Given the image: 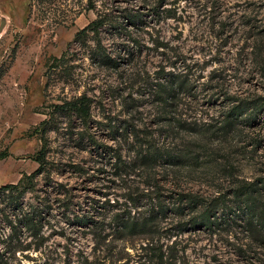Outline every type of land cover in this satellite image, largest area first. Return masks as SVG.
Returning a JSON list of instances; mask_svg holds the SVG:
<instances>
[{
	"label": "rangeland",
	"instance_id": "1",
	"mask_svg": "<svg viewBox=\"0 0 264 264\" xmlns=\"http://www.w3.org/2000/svg\"><path fill=\"white\" fill-rule=\"evenodd\" d=\"M3 19L0 264H162L122 227L156 177L169 208L188 198L153 226L173 264H264V233L231 214L247 192L264 205V116L224 126L236 96L264 95V0H0ZM82 94L86 121L59 106Z\"/></svg>",
	"mask_w": 264,
	"mask_h": 264
},
{
	"label": "trees",
	"instance_id": "2",
	"mask_svg": "<svg viewBox=\"0 0 264 264\" xmlns=\"http://www.w3.org/2000/svg\"><path fill=\"white\" fill-rule=\"evenodd\" d=\"M94 24V30L97 31L100 26V20L96 19L92 22ZM86 28L83 29L85 31ZM6 68L4 65L0 66V78L5 74ZM184 84V80H180L179 78L171 83L172 92L175 93V91L178 89L180 90ZM171 93V92H169ZM172 98V94L168 96H164L161 98L164 102L167 98ZM233 106L231 107L230 111L226 115L225 118V127L230 126L229 129H234L236 125L239 122H242L244 120L247 121H255L256 118H260L264 116V95L263 96H236L234 100L232 101ZM71 105L70 109L76 110L83 118L84 121H86L90 117V98L86 94H82L75 98L74 100L66 101L63 105H59L62 108H65L66 106ZM167 144V143H166ZM164 143V145L160 146V150H162V153L167 156V159L169 162L173 165H182L189 162V152L188 149L185 147H176L168 149V146ZM167 147V148H166ZM164 148L167 150L165 151ZM143 161H148V158L146 155H143ZM27 178H31V175H27ZM160 179L156 177L154 180V183L151 185V187L155 190L156 194L154 196H150L151 200L154 202L152 203L154 208L152 211H149L147 214H144L140 216L138 219H127L123 222L122 227L124 230L131 232L138 231L141 234H124V237H131V236H139L142 239L141 247L142 249H145L150 251V256L155 254L156 257L159 258V261L162 264H173L171 262V258L175 257L177 255L176 252L173 251L175 248V241L172 242V244H166V252L162 251L163 246H158L160 241V235L154 234L156 232V229H154L153 226L156 227L159 223V218L164 214L169 213H178V211H182L183 207H181L179 204H176L177 199H188L187 196H171L169 199H174L175 203H173L172 208H169L170 206L166 205V196L162 194L161 190L163 186L160 184ZM9 187H17V185H10ZM150 188V187H149ZM243 207L237 205L233 211H231V214L236 215L238 217L239 214H237V211L240 210L241 215L243 214V226L245 229H247L250 232L256 233V232H263L264 233V205L258 204L257 198L253 195L252 192H247L243 195V199L241 200ZM194 207H198V202L196 198H193L192 201H190ZM196 204V205H195ZM189 206V202H188ZM217 211L218 206L216 203H210L209 205H206L204 210L202 211V216H204L207 220V224L210 226L216 227L220 225L222 222L221 220H218L217 217ZM122 223V222H118ZM130 235V236H129ZM95 242L97 245H100L102 242H105V236H101L100 234H95ZM158 243V244H157ZM159 250V251H157ZM166 254V255H165ZM164 255L170 258V260H164ZM114 256V255H113ZM109 256L107 254H104L101 258H98L94 261L89 262V264H121L119 261L121 260V257H113ZM138 262V260H136ZM177 261V259L175 260ZM139 263V262H138ZM175 264V263H174Z\"/></svg>",
	"mask_w": 264,
	"mask_h": 264
},
{
	"label": "water",
	"instance_id": "3",
	"mask_svg": "<svg viewBox=\"0 0 264 264\" xmlns=\"http://www.w3.org/2000/svg\"><path fill=\"white\" fill-rule=\"evenodd\" d=\"M4 24H5V19L2 20V23H1V25H0V32H1V30H2V28H3V26H4Z\"/></svg>",
	"mask_w": 264,
	"mask_h": 264
}]
</instances>
